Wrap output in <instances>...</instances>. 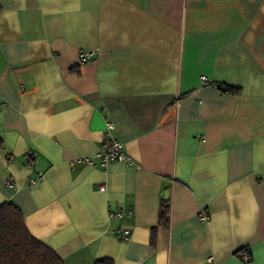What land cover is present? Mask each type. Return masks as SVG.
Instances as JSON below:
<instances>
[{"label":"crops","instance_id":"crops-1","mask_svg":"<svg viewBox=\"0 0 264 264\" xmlns=\"http://www.w3.org/2000/svg\"><path fill=\"white\" fill-rule=\"evenodd\" d=\"M5 201L64 264H264V0H0Z\"/></svg>","mask_w":264,"mask_h":264},{"label":"trees","instance_id":"trees-1","mask_svg":"<svg viewBox=\"0 0 264 264\" xmlns=\"http://www.w3.org/2000/svg\"><path fill=\"white\" fill-rule=\"evenodd\" d=\"M224 90L230 87H222ZM170 205L163 200L159 211V226L168 223ZM156 227L150 242L155 241ZM0 264H64L49 247L34 238L24 223L20 209L11 201L0 204ZM94 264H113L108 258H98Z\"/></svg>","mask_w":264,"mask_h":264},{"label":"built area","instance_id":"built-area-1","mask_svg":"<svg viewBox=\"0 0 264 264\" xmlns=\"http://www.w3.org/2000/svg\"><path fill=\"white\" fill-rule=\"evenodd\" d=\"M88 56H89L88 52H81L78 56L79 63L80 64L84 63L87 60ZM201 81L205 85L209 84L208 80L204 76H201ZM111 127H112L111 124H107L104 140L94 156H77L69 161V165L72 168H75L76 166L83 164H88V165L97 164L100 167H105L109 162H114V161L123 162L126 164L132 163L131 158L124 151L123 143L117 140L116 138H114L111 134H109L108 131L109 129H111ZM41 177H42V173L38 172L35 177L30 179V183L31 184L36 183L41 179ZM5 186L6 188H12L13 186L12 181L10 179H7ZM99 189L104 190L105 185H100ZM127 214L128 211H110L109 217L121 218ZM198 218L202 221H205L208 218V216L204 212H200L198 214ZM113 233L120 240L123 241L130 240L131 232L126 227H121L115 230ZM240 254L245 261H247L250 258V254L246 250H242Z\"/></svg>","mask_w":264,"mask_h":264}]
</instances>
